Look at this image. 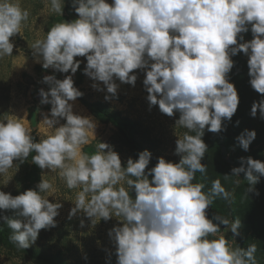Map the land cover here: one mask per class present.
I'll list each match as a JSON object with an SVG mask.
<instances>
[{"label": "clouds", "instance_id": "1", "mask_svg": "<svg viewBox=\"0 0 264 264\" xmlns=\"http://www.w3.org/2000/svg\"><path fill=\"white\" fill-rule=\"evenodd\" d=\"M47 3L63 16L66 0ZM71 8L76 19L53 25L31 45L44 69L65 74L40 81L48 85L39 95L41 104L51 106L42 113L50 133L37 142L19 119L0 121V175L33 152L31 163L41 169L34 189L15 196L0 191V212L13 213L0 215L12 230L10 239L27 249L41 230L57 226L63 205L49 199L55 189L43 178L48 169L58 171L67 188L79 189L69 219L82 214L92 227L117 220L108 230L114 252L106 250V264L112 255L115 264H256L255 244L231 249L223 236L209 239L230 222L217 215L209 219L206 210L217 196L229 199L231 194L219 180L208 192L203 183L192 181L206 171L205 130L226 131L225 122L237 112L240 98L229 73L235 66L232 57L240 53L248 57L249 84L261 95L250 115L259 112L264 119V0H71ZM28 17L20 0H0V59L13 55V38L20 36ZM249 31L252 39L245 41ZM77 57L86 60L83 75L94 81L91 87L110 94L105 100L117 96L116 81L135 87L139 72L144 73L149 110L158 106L169 117L178 113L174 127L187 129L182 136L174 132L178 162L159 156L149 167L153 157L145 149L124 163L114 146L101 140L93 154L83 152L97 137L98 124L73 110L84 95L73 79L82 63ZM256 135L245 129L236 137L238 146L248 151ZM239 162L231 175L244 173L247 194L259 195L255 185L264 176V161L248 156ZM240 228V220L231 222L233 237Z\"/></svg>", "mask_w": 264, "mask_h": 264}, {"label": "rangeland", "instance_id": "2", "mask_svg": "<svg viewBox=\"0 0 264 264\" xmlns=\"http://www.w3.org/2000/svg\"><path fill=\"white\" fill-rule=\"evenodd\" d=\"M20 4L22 8L29 12V17L22 27L20 36L17 35L13 38L15 44L13 55L0 59V121L19 119L26 127L31 129V132L35 131L39 142L41 139L46 138L51 131L49 130L48 134L45 133L46 135H41V132H37L39 131L37 124L32 128L29 123L30 111L39 114L43 119L42 113H48L51 107L40 103L39 90L41 88L48 90V85L40 81L45 75L55 74L57 79H63L65 74L53 73L50 68L44 69L42 64L36 62L33 57L31 45L36 40L43 39L48 29L53 25L59 22H71L77 18V14L71 8V0H66L63 16L52 12L50 3H47V0H20ZM244 38L245 41L252 39L251 32L249 31V33L245 34ZM77 59L81 60L82 63L80 70L76 72L73 79L75 86L77 81H81L76 87L84 93L82 98L87 102L99 101L106 108L120 111L123 116L138 123V126L130 130V134L127 135L111 123L105 124L94 120L99 127L98 132L96 131L98 134L95 142L93 140V143L83 147V149H86L85 154H93L96 151V145L101 140L112 144L124 163H126L128 157L137 158L138 152L145 149L149 150L153 157L149 167L155 165L156 158L159 156H163L172 162H178L180 158L173 154L176 146V136H182L187 129L174 127L175 120L179 118L178 113L173 117H169L162 114L158 106H154L149 110L146 100L147 92L142 84L144 73L139 72L135 87L128 84H120L119 81H116L119 84L117 96L105 100V96L110 94L106 92V89L97 91L91 87L94 81L83 75L86 60L83 57H77ZM232 59L247 61L248 57L240 53L232 57ZM244 76L247 78V73ZM100 86L101 88L104 87L102 83ZM246 87L247 90L251 91L250 95L243 96L238 93L241 102H243L241 113L244 118H251V121L263 132L264 119L260 118L259 112L255 118L250 115L253 101L260 100L261 95L256 98L257 92L251 88L249 79L246 81ZM75 102L74 112L77 113L78 110H83L82 107L84 106L77 100ZM239 106L237 112L240 110ZM63 122L61 121V123ZM225 123L227 130L228 122L226 121ZM190 134L195 135V133ZM203 140L208 145V150L202 161L206 165V171L195 174V179L192 181L194 184L202 183L203 177H209L210 181L219 180L222 185L228 183L229 178L235 184H240V177L231 175V169L235 167L234 164L240 166V157L251 156L254 159L264 161V141L256 147L253 146L248 151H244L238 146L236 141L231 142L232 138H228L226 131L217 134L205 130ZM217 148L222 149V157L220 156L221 151L218 152ZM222 160L224 162L228 161V163L223 164L220 169ZM14 163L16 164L13 168L9 169L6 174L0 175V191L11 193L12 195L17 190L15 176L22 173L26 167L24 163H19V161H14ZM30 165V163H27V170L30 169ZM43 172L45 173L43 178L52 183L55 189V192L51 194L52 197H49L50 201H59L63 207L59 210L60 214L55 218L57 226L41 230L38 239L31 247L45 250L52 254L60 252L59 255L67 264H106L109 255L106 250L114 252L108 237V230L118 223L117 220L115 218L107 222L102 220L95 227H92L90 220L82 214L69 219V211L74 206L72 202H74L76 192L79 189L67 188L64 181L59 177L58 171L54 173L45 169ZM37 173L40 177V182L41 169H38ZM226 174L229 175L227 178H225ZM39 182L33 185V189ZM6 183L7 185L5 186ZM210 184L212 183L210 182ZM204 185V191L208 192L210 190H207L208 185ZM125 187L127 188L126 184ZM42 195H48V193H42ZM220 209V203L217 200H213L212 205L207 209L208 218H213L211 213ZM219 212L214 213V216L218 215ZM0 215L11 216L13 213L11 211L0 212ZM81 219L84 220L83 227L80 226ZM214 223L218 222L214 221ZM220 228L221 230L215 236H210L209 239H218L223 236L227 239L229 248H242L239 243L242 234L240 233L239 236L233 237L230 231L231 222L228 227L220 225ZM11 235L12 230L6 223L0 221V264H44L29 257L18 247H15L11 242ZM85 256H87L86 260Z\"/></svg>", "mask_w": 264, "mask_h": 264}, {"label": "trees", "instance_id": "3", "mask_svg": "<svg viewBox=\"0 0 264 264\" xmlns=\"http://www.w3.org/2000/svg\"><path fill=\"white\" fill-rule=\"evenodd\" d=\"M234 60V59H233ZM235 66L233 67L232 71L229 73L230 82L234 83L235 87L238 90L240 95H250L251 91L246 87V81L249 79L247 74V78L244 76L245 73H248V66L247 61L235 59ZM239 67L238 69H236ZM236 69V70H235ZM81 83V81H77L76 86ZM259 93H256V98H259ZM78 102L81 103L91 114V116L100 123H111L117 129L122 131L125 134H130V130L134 129L138 126L137 122L132 121L128 117H125L121 114L120 111L117 110H110L106 108L103 103L99 101L95 102H87L82 97L77 99ZM240 100V110L234 114L232 117L231 122H228V129L226 130V134L228 138H232V141H236V137L243 132L245 129L248 130H255L256 131V138L251 143L250 148L253 146L256 147L262 141H264V131L262 132L258 126H256L252 121L251 118L246 117L244 118L243 114L241 113V106ZM237 121L239 122L237 124ZM32 136L35 141L38 142L37 136L35 131L33 130ZM237 142V141H236ZM86 149H83L85 153ZM217 151L220 152V156L222 157V149L217 148ZM36 153L33 152L28 157V160L24 162L25 169L22 173L15 176V181L17 183V190L13 193V196L18 195L28 189H33V185L39 182V175L37 170L39 169L36 165L31 163V158ZM27 163L31 164L30 169L27 170ZM223 167V164L228 163L222 160L220 162ZM235 167H239V165L234 164ZM240 184H235L229 178L228 183L221 184L222 187L226 191H228L231 195L229 199H224L221 196H217L214 200H217L220 203L221 209L211 213V216L214 217V213H218L217 216L220 218H224L229 220V222H233L235 220L241 221V234L242 237L239 240L242 249L248 248L249 245L255 244L256 252H255V260L256 264H264V176H260L259 183L255 185L256 192H252L247 194L248 190V182L245 179L244 173H240ZM201 181L204 184L208 185V189H211L213 181L209 180V177H203ZM129 194L133 195L131 189H129ZM134 198V196H133ZM231 216V217H230ZM218 222V221H217ZM239 230V231H240ZM11 242L15 247H18L24 253H26L29 257L37 260L38 262L44 264H67L66 261L59 255L60 252L51 253L45 250H41L35 247H29L27 249L20 248L17 244H15L12 240ZM116 257L115 255L111 256V264H115Z\"/></svg>", "mask_w": 264, "mask_h": 264}, {"label": "crops", "instance_id": "4", "mask_svg": "<svg viewBox=\"0 0 264 264\" xmlns=\"http://www.w3.org/2000/svg\"><path fill=\"white\" fill-rule=\"evenodd\" d=\"M76 102H74V104H75ZM83 108V110H78L77 111V113L78 114H80V115H84V116H89V115H91L90 113H89V111L86 109V108H84V107H82ZM92 119L93 120H95L93 117H92ZM36 124H37V128L39 129V131H37L38 133L39 132H41V135H44L45 133H49V130L50 129H48L44 124H43V119H42V117H40L39 116V114H36ZM98 128L99 127H97L96 128V131L98 130ZM98 132V131H97ZM97 132H95V134H96V136H97ZM46 135V134H45ZM93 140H94V142H95V139H92L91 140V142L89 143V144H91V143H93ZM85 146H87V145H85ZM84 146V147H85Z\"/></svg>", "mask_w": 264, "mask_h": 264}, {"label": "water", "instance_id": "5", "mask_svg": "<svg viewBox=\"0 0 264 264\" xmlns=\"http://www.w3.org/2000/svg\"><path fill=\"white\" fill-rule=\"evenodd\" d=\"M29 123L32 128L36 126V113L34 111L29 112Z\"/></svg>", "mask_w": 264, "mask_h": 264}]
</instances>
